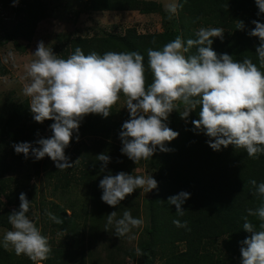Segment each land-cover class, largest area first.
Segmentation results:
<instances>
[{"label": "trees", "instance_id": "obj_1", "mask_svg": "<svg viewBox=\"0 0 264 264\" xmlns=\"http://www.w3.org/2000/svg\"><path fill=\"white\" fill-rule=\"evenodd\" d=\"M57 3L74 23L94 13L159 14L163 31L57 36L52 66L87 90L67 86L61 107L41 110L27 98L6 100L0 227L11 230L28 214L23 206L36 205L43 264H264V0H177L171 19L152 0ZM8 8L15 23L5 31L0 18V45L24 51L52 9L0 0ZM177 47L183 90L156 126L97 95L149 101L169 79ZM129 133L150 143L146 153L121 143ZM24 146L32 171L24 179L37 177L39 188L22 190ZM143 165L154 185L141 199L134 185ZM129 234L135 247L123 246ZM35 254L0 245V264H35Z\"/></svg>", "mask_w": 264, "mask_h": 264}, {"label": "rangeland", "instance_id": "obj_2", "mask_svg": "<svg viewBox=\"0 0 264 264\" xmlns=\"http://www.w3.org/2000/svg\"><path fill=\"white\" fill-rule=\"evenodd\" d=\"M52 9L50 17L42 21L36 30L32 45L24 51L17 50L11 42H3L0 45V65L5 68L6 73L0 76V125L6 116L8 104L7 99L19 102L27 98L32 110H41L52 107H61L64 102L65 89L73 86L78 89L87 88L72 84L63 74L57 73V68L52 66L54 57L53 45L57 36L70 33L76 35H92L95 31L102 29L106 31L124 32L126 28L134 27L139 32L151 33L163 31L161 16L159 14L143 15L138 12H114L94 13L81 16L77 23L67 19L66 12L58 6V0H44ZM161 5L167 17L176 16L175 7L177 0H152ZM56 5V6H55ZM3 13V15H1ZM0 18L4 30H8L15 23L11 9L0 10ZM24 46V43H21ZM168 62L171 72L169 79L163 84V88L147 102H136L111 91L96 92L100 99L112 104L117 110H123L132 114V120L147 123L153 126L159 121V117L167 115L172 107L176 105V99L183 90V65L184 55L182 48L170 49ZM159 129H156L158 132ZM155 141V140H154ZM123 145L140 154L146 153L147 143L130 133L125 136ZM26 157L20 169L22 173V190L37 186L40 180L37 177L27 182L24 177L32 175L31 161L28 156V148L24 146ZM46 152V151H44ZM135 174L140 181L134 187L139 188L142 198L150 195L153 189V172L146 169V165L136 169ZM36 190V188H34ZM50 193V192H48ZM4 203L5 199L0 198ZM14 211V207H9ZM23 209L28 213L26 217L13 221L12 229L7 230L0 227V245L8 250H31L37 249L42 237V214L36 205L25 204ZM143 221L141 222V224ZM136 224L134 228H138ZM134 231V230H132ZM131 231V232H132ZM46 241L50 239L47 234ZM136 238L129 234L123 240L124 247H135ZM46 246H44L45 248ZM125 264H137L136 261L127 260ZM159 264V263H158ZM227 264H234L228 262Z\"/></svg>", "mask_w": 264, "mask_h": 264}, {"label": "clouds", "instance_id": "obj_3", "mask_svg": "<svg viewBox=\"0 0 264 264\" xmlns=\"http://www.w3.org/2000/svg\"><path fill=\"white\" fill-rule=\"evenodd\" d=\"M17 7H19V5L16 3V2H13L12 4H11V8H13V9H16ZM10 8V9H11ZM128 12H130V11H128ZM134 12H136V11H134ZM11 13H12V16H13V18L15 17L14 16V13L12 12V9H11ZM138 31V30H137ZM139 32V31H138ZM139 33H144V32H139ZM4 248V247H3ZM8 250V249H7ZM32 250V249H31ZM36 250V254H35V264H43V261H42V257L39 255V251H37V249H35Z\"/></svg>", "mask_w": 264, "mask_h": 264}]
</instances>
